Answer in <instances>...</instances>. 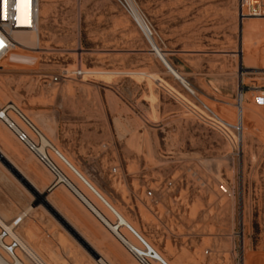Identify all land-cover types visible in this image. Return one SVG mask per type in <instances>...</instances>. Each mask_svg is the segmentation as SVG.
I'll use <instances>...</instances> for the list:
<instances>
[{
	"label": "rangeland",
	"instance_id": "rangeland-1",
	"mask_svg": "<svg viewBox=\"0 0 264 264\" xmlns=\"http://www.w3.org/2000/svg\"><path fill=\"white\" fill-rule=\"evenodd\" d=\"M134 1L170 64L234 125L243 88L241 144L235 130L203 124L202 107L114 0H40L37 29L16 32L0 63V107L15 104L167 264H264V105L255 101L264 96V18L241 23L238 0ZM78 69L83 78L50 80ZM2 153L29 186L0 161L10 185L0 213L8 222L27 214L18 233L45 263L97 264V251L109 264H138L68 188L48 190L51 174L0 123ZM187 166L207 187L161 193Z\"/></svg>",
	"mask_w": 264,
	"mask_h": 264
},
{
	"label": "built area",
	"instance_id": "built-area-1",
	"mask_svg": "<svg viewBox=\"0 0 264 264\" xmlns=\"http://www.w3.org/2000/svg\"><path fill=\"white\" fill-rule=\"evenodd\" d=\"M39 2L40 0H0V63L6 62L15 49L14 34L16 32L37 29ZM114 2L144 31L152 47V42H156V34L138 10L135 1L114 0ZM238 15L241 23L250 18H264V0H238ZM143 25L145 29H143ZM84 75L85 73L81 69L76 71L63 70L60 74L51 77L50 80L55 84H59L65 80L83 78ZM183 87L202 107L203 113L200 120L203 121L206 127L225 135L235 130L234 124L221 119L214 113L209 106L196 96L190 86ZM260 92L264 95V89ZM244 94L243 88H241V96ZM255 101L258 105H264V96L257 97ZM0 123L51 174L53 180L49 188L50 191L60 185L72 189L68 178L58 166L59 163H62L68 169H71L69 164L57 148L52 147L45 141L42 131L15 104L7 103L0 107ZM110 173L112 176L117 175L118 168H113ZM184 176L179 179L172 176L165 182L161 193L164 191L172 192L176 184H183L184 182H190L200 190L205 189L208 185L207 180L192 166L186 167ZM219 189L221 193L229 194V189L226 186L221 185ZM157 192L158 190L148 188L146 197L153 199ZM25 218L26 215L22 214L14 217L10 222L0 221V264H39L29 255L18 233ZM126 228L127 232L137 240L138 245L130 243L117 224H115L114 236L138 264H167L159 259L154 250L150 249L145 240L136 234L131 227L127 226ZM209 253V250L205 252L207 255Z\"/></svg>",
	"mask_w": 264,
	"mask_h": 264
},
{
	"label": "bare ground",
	"instance_id": "bare-ground-1",
	"mask_svg": "<svg viewBox=\"0 0 264 264\" xmlns=\"http://www.w3.org/2000/svg\"><path fill=\"white\" fill-rule=\"evenodd\" d=\"M143 29H145L144 25H143ZM20 31H33V30H20ZM151 52H153V54L162 61L166 70L168 71V73H170L181 85L189 86L188 82L170 64V62L166 59L165 55L161 52V50L157 46L156 42H154V41L152 42ZM237 110H238L237 111V122L235 124V130L237 132V134H236L237 135V143L241 144L244 140V96L243 95L241 96V91L239 92L238 99H237ZM44 137H45L46 142H48L52 147L56 148L48 137H46L45 135H44ZM0 155L2 156V159L6 160L5 159L6 156L3 153ZM61 155L63 156L64 160L71 167V169L69 168V170L74 174V176H76L84 184V186L87 188V190H89L96 198H98L104 204V206H106L108 208V210L115 217V220H113L107 214V212L101 206H99V204L93 199V197H91V195L89 193H87V191L71 175H69V173H67V171L63 168V166L59 163L58 164L59 168L62 170V172L65 174V176L68 178V180L70 182V186L72 189H69V190L74 194V196L78 200H80L81 203H83L86 206V208L89 209V211L92 214H94V216H96V218L98 220H100V222H102V224H104V226L109 230V232H111L113 235H115L114 234L115 224H117L121 228V232L127 237L124 230L127 226H130V223L126 220V218L123 216V214H121L115 207H113L101 195V193L83 176V174L65 157V155H63L62 153H61ZM12 168H14V167L12 166ZM18 176L20 177V179L22 181H24V182L26 181V184L29 185V183H27V180L25 179V177H23L20 174V172H18ZM60 186H63V185H60ZM30 187H31V185H30ZM25 215L27 216V214H25ZM101 220H103V221H101ZM0 221L8 222L7 219L1 213H0ZM132 229H133V231L136 230L134 227ZM140 237L145 240L143 235ZM21 238H22L23 243L25 244V246L28 250L29 255L34 260L38 261L39 264H47L35 253V251L32 249V247L28 244V242L22 236H21ZM128 240H129V238H128ZM129 242L131 243L130 240H129ZM135 245H138V244L135 242ZM94 252H95L96 256H98V257L100 256V259L98 258L96 260L97 264H109V262L106 260V258H103L99 252H97V251H94Z\"/></svg>",
	"mask_w": 264,
	"mask_h": 264
},
{
	"label": "crops",
	"instance_id": "crops-1",
	"mask_svg": "<svg viewBox=\"0 0 264 264\" xmlns=\"http://www.w3.org/2000/svg\"><path fill=\"white\" fill-rule=\"evenodd\" d=\"M50 186H51V184L49 185L48 190H49ZM58 188H60V187H58ZM58 188H55L52 191H55ZM9 189H10V185L9 184H6L3 181V179H2V173L0 172V202L3 201L4 198L7 196V192H9ZM2 208H3V206L0 204V210H2Z\"/></svg>",
	"mask_w": 264,
	"mask_h": 264
},
{
	"label": "water",
	"instance_id": "water-1",
	"mask_svg": "<svg viewBox=\"0 0 264 264\" xmlns=\"http://www.w3.org/2000/svg\"><path fill=\"white\" fill-rule=\"evenodd\" d=\"M0 161H1L5 166H7L8 169H9L12 173H14V174L16 173L18 179H19L22 183H24L25 185H28V184H26V181L24 182V181H22V180L20 179V177L18 176V172H17V170H15L14 168H12L11 164L7 163L6 160L2 159V156H1V155H0ZM27 183H28V182H27ZM28 186H29V185H28Z\"/></svg>",
	"mask_w": 264,
	"mask_h": 264
}]
</instances>
